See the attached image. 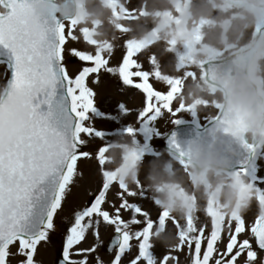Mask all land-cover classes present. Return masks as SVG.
I'll list each match as a JSON object with an SVG mask.
<instances>
[{
  "label": "rangeland",
  "instance_id": "obj_1",
  "mask_svg": "<svg viewBox=\"0 0 264 264\" xmlns=\"http://www.w3.org/2000/svg\"><path fill=\"white\" fill-rule=\"evenodd\" d=\"M77 1L80 4V12L75 24L72 22L65 24L67 39L65 67L69 75L74 78L84 66H92L72 57L73 49L92 54L97 50L102 51L105 58L109 59L111 67H118L124 55L132 53L131 59L143 66L140 70L151 74V87L147 80L143 87L159 104L158 108L153 105L154 114L158 115L148 123L150 131L145 134L140 131L141 122L138 119V113L144 106V95L140 90L124 85L118 73L109 74L105 70L91 74L87 78L86 86L93 91L94 104L103 114L101 117L90 114L91 119L87 123L108 134L103 139L84 137L88 140L87 151L90 152V156L78 160L70 193L54 218L56 234L52 242L38 246L34 257L36 264L58 263L62 257L60 248L66 229L74 223L75 213L88 206L98 194L103 182L102 173L105 170L123 169L124 171L118 173V179L124 172L138 173L137 180L124 183L138 192L137 183L142 185L144 197L137 195L127 199L140 205L153 221H157L160 208H163L170 217L179 220L181 224L191 219L197 226L207 223L209 231L211 213L217 227L224 228L226 223H231L234 216L221 215L212 206L211 201L205 203L196 193L192 195L196 208L191 214L170 213L161 204L156 205L155 201H159V194L151 186L152 180L147 177L151 176L162 184L174 185L182 182L185 187L191 188L187 174L192 165L169 153L159 144L179 125L193 122L204 127L219 116L223 107L222 95L205 79L203 64L206 61L225 58L241 48H249L254 54L251 69L264 84V50H261L257 37L261 14L244 4H233L228 0ZM0 12H5V8L0 6ZM248 13L256 14L255 23L250 27L241 23L246 20ZM69 27L74 28L72 32L77 37L76 40L67 37ZM146 27H150V31L143 32ZM181 29L190 32V40L174 38ZM85 38L89 45L84 41ZM5 72L6 66L0 65V85L5 84L8 79L9 73L6 76ZM97 80L98 82H94ZM134 80L139 82L138 78ZM152 88H155L157 93L167 95L153 93ZM120 104L125 106L126 113L119 109ZM125 126H130L134 132L120 134ZM111 142L112 146L106 153L107 162L100 165L97 159L98 148ZM134 151L136 158L133 160L131 153ZM236 173L243 174L257 193L250 209L242 216L250 228L258 215L264 217L260 211L264 208V200L260 198L264 192V183H259V178H264V143L252 167ZM258 188L260 191H257ZM119 191L118 184L114 183L103 205L104 209L112 214H114L112 205L118 207L121 203L117 197ZM132 215L130 211H121V216L126 221ZM136 218L142 222L131 226L133 232L144 227V218L142 216ZM95 219L93 217V220ZM156 226L154 224L153 232ZM95 230L99 231V242L93 234ZM114 234V226L107 225L102 219L98 226L94 225L93 229L88 230L86 239L77 246L80 249L96 247L95 253L87 255L88 264H96L97 256L104 264H111L116 251L107 254L105 247ZM245 238L250 239L253 250L258 254L256 264H261L264 261V252L258 249L250 231L239 237L241 240ZM223 240L225 242L219 245L221 251L226 247V231L223 233ZM150 242L158 261L170 254L178 258V264H191V254L187 246H184L182 251L175 250L180 241L175 224L171 220L166 222L165 231L159 237L153 235ZM131 244V251L122 258V264H128V261L138 253V242L133 240ZM203 248H206V244L202 245V250ZM11 251L16 253L18 245L13 246ZM84 258L82 255L73 256V259ZM24 259L25 257L19 254L9 257L10 264H21ZM245 259L246 253L239 259L238 264H244Z\"/></svg>",
  "mask_w": 264,
  "mask_h": 264
},
{
  "label": "snow or ice",
  "instance_id": "obj_2",
  "mask_svg": "<svg viewBox=\"0 0 264 264\" xmlns=\"http://www.w3.org/2000/svg\"><path fill=\"white\" fill-rule=\"evenodd\" d=\"M43 3L44 0H0V6L6 9L0 12V65H6V76L10 73L6 83L0 85V264H10L9 257L17 254L25 257L21 264H36L34 257L38 246L52 242L56 234L54 218L70 193L77 162L90 156L86 150L88 140L84 137L103 139L108 134L87 123L90 114L103 115L94 104L93 91L86 86L91 74L101 70L118 73L124 85L143 93L144 106L138 113L140 131L147 134L150 131L148 123L158 115L154 114L153 105L158 108L159 104L143 87L146 80L151 87V74L140 70L143 66L131 59L132 53L124 55L118 67H111L102 51L92 54L73 49L72 57L92 66H84L74 78L70 76L65 67L66 25L56 18L54 7L40 10ZM72 29L69 27L67 37L76 40ZM84 41L89 45L86 38ZM152 92L157 93V90L152 88ZM119 109L127 111L123 104ZM133 132V128L125 126L120 134ZM111 146L112 142L98 148L100 165L107 162L106 153ZM131 157L136 158L135 151ZM122 171H103L98 194L88 206L75 213L74 223L66 229L59 264H88L87 255L95 253L96 247L80 249L77 246L101 219L114 226L116 233L109 247V251L116 249L111 264H122V258L131 251L133 240L138 242V253L128 264H178V258L170 254L158 261L150 242L153 235L159 237L165 231L169 220L175 224L180 241L175 250L182 251L187 246L191 264H238L245 253L244 264H256L258 254L252 242L239 237L250 231L256 246L264 250V217L258 215L249 228L245 218L234 215L231 223L218 228L210 213L209 231L207 223L197 226L189 219L181 224L160 208L157 221H153L140 205L127 199L137 195L144 197V189L137 183L138 192L118 179ZM114 183L118 184L117 197L121 203L118 207L112 205V214L103 205ZM259 183H264V178H259ZM260 198L264 200V192ZM155 204L160 202L156 200ZM122 210L132 212V217L127 221L123 219ZM137 216L144 218V227L133 232L131 226L142 222ZM154 224L157 225L155 232ZM225 231L226 247L221 251L219 245L225 242ZM93 234L99 242V231ZM16 245L18 251L13 253L11 248ZM74 255L85 258L73 259ZM96 264L104 262L97 256Z\"/></svg>",
  "mask_w": 264,
  "mask_h": 264
},
{
  "label": "clouds",
  "instance_id": "obj_3",
  "mask_svg": "<svg viewBox=\"0 0 264 264\" xmlns=\"http://www.w3.org/2000/svg\"><path fill=\"white\" fill-rule=\"evenodd\" d=\"M46 5H40L43 10ZM256 14L248 13L242 24L251 26L255 23ZM188 41L190 32L181 29L174 37ZM260 48L264 50V39L260 40ZM218 87L222 95V104L232 115L246 117L247 131L255 138L264 139V84L256 72L241 66L234 74L221 76ZM230 162L216 155L205 157L197 155L188 172V183L174 185L156 182L151 176L152 187L159 194V202L170 213L191 214L196 203L192 200L193 193L198 194L205 203L211 201L212 206L221 215L243 216L250 209L257 193L251 182L243 175L230 171ZM139 178L136 171L124 172L119 176L123 182L135 181ZM264 214V208L261 210Z\"/></svg>",
  "mask_w": 264,
  "mask_h": 264
},
{
  "label": "water",
  "instance_id": "obj_4",
  "mask_svg": "<svg viewBox=\"0 0 264 264\" xmlns=\"http://www.w3.org/2000/svg\"><path fill=\"white\" fill-rule=\"evenodd\" d=\"M236 1H246L264 11V0ZM42 5H46L43 10L54 7L56 18L62 22L74 20L78 11L74 0H66L60 5L44 0ZM149 30L150 27L146 28L144 32ZM251 59L252 55L250 52L241 51L228 59L205 63L204 70L208 82L219 89L218 80L221 76L232 75L241 66L250 68ZM246 125V117L232 115L223 107L218 119L205 128H199L194 124L180 126L168 136L162 145L192 164L197 155L202 154L205 157L216 155L220 159H227L230 162L229 170L236 171L251 164L253 154L258 144L262 141L260 138L253 137L250 143L248 141V134L250 133H248ZM172 141L174 143H171ZM112 240L106 247L109 253L115 250L113 248L109 251Z\"/></svg>",
  "mask_w": 264,
  "mask_h": 264
}]
</instances>
